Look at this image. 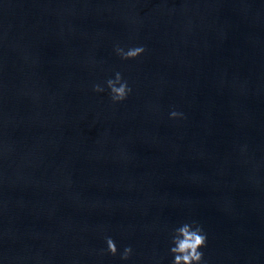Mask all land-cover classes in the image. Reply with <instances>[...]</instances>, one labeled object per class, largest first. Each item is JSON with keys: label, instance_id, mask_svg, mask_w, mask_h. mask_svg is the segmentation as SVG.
I'll list each match as a JSON object with an SVG mask.
<instances>
[{"label": "water", "instance_id": "water-1", "mask_svg": "<svg viewBox=\"0 0 264 264\" xmlns=\"http://www.w3.org/2000/svg\"><path fill=\"white\" fill-rule=\"evenodd\" d=\"M192 219L206 264H264V0H0V264H122L105 233L171 264Z\"/></svg>", "mask_w": 264, "mask_h": 264}, {"label": "clouds", "instance_id": "clouds-1", "mask_svg": "<svg viewBox=\"0 0 264 264\" xmlns=\"http://www.w3.org/2000/svg\"><path fill=\"white\" fill-rule=\"evenodd\" d=\"M147 51L144 45H129L121 44L119 42L113 45L114 54L121 60H134ZM95 63V62H93ZM91 89L95 93L107 92L112 104H119L126 101L133 94V86L129 79L126 78L122 72L115 71L112 76H109L102 82H93ZM153 110L159 111V105H153ZM168 118L174 121H181L187 119L185 112L172 106L168 112ZM246 145L243 150H246ZM105 231V230H101ZM105 248H101L97 255L111 254L113 256L119 255L122 264H128L133 258L135 250L131 244L124 245L118 249L116 240L107 235H103ZM208 244V232L205 230L202 223L196 219L185 221L181 226L174 228L171 234V241L169 251L172 256L171 264H206L204 259L203 249ZM96 252V250H92Z\"/></svg>", "mask_w": 264, "mask_h": 264}]
</instances>
